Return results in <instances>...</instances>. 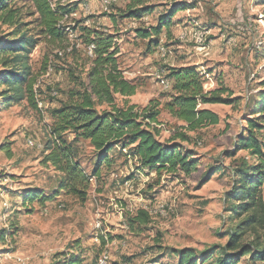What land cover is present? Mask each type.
<instances>
[{"label": "rangeland", "instance_id": "374dc122", "mask_svg": "<svg viewBox=\"0 0 264 264\" xmlns=\"http://www.w3.org/2000/svg\"><path fill=\"white\" fill-rule=\"evenodd\" d=\"M103 1L53 0V5H78L61 21L65 32L60 40L38 36L33 23L27 27L28 37L36 40L27 61L36 81L34 104L24 98L6 105L0 96V264H16V259L24 264L63 263L59 254L76 256L80 264H97L103 253L108 264H177L174 252L185 249L200 261L201 253L225 247L238 223L224 200L231 190L230 169L246 156L234 151V142L249 112L246 106L264 80V0H166L188 8L175 14L176 24L158 41L154 38L156 44L138 38L136 30L153 26L166 5L133 20L120 17L126 0L108 8ZM16 4L32 12L28 0ZM83 26L116 37L123 77L135 84L136 92L126 99L116 96L115 103L142 108L158 102L160 141L180 132V123L163 109L171 89L159 80L166 79L168 68L197 65L205 74V92L224 86L232 93L230 99H241L238 108L205 105L218 115L219 124L187 133L189 141L179 143L198 159L195 173L147 175L129 149L116 147L89 178L83 200L55 196L59 173L42 159L54 128L53 111L68 100L74 79H84L90 67ZM193 30L205 34L203 47L191 39ZM183 33L187 35L180 39ZM160 47L166 50L163 57ZM4 92L0 87V95ZM74 146L81 168L91 175L98 154L88 141L78 139ZM32 192L44 201H26L24 196ZM256 238L248 234L243 242ZM239 264L258 263L243 257Z\"/></svg>", "mask_w": 264, "mask_h": 264}, {"label": "trees", "instance_id": "16d2710c", "mask_svg": "<svg viewBox=\"0 0 264 264\" xmlns=\"http://www.w3.org/2000/svg\"><path fill=\"white\" fill-rule=\"evenodd\" d=\"M18 1L0 0V87L6 91L0 96L1 103L6 105L24 98L34 104L36 81L30 78L31 69L27 61L36 40L28 37L27 27L33 23L37 26L38 36L50 41L60 40L65 32L61 21L78 7L77 4L66 6L59 2L53 5V0H28L32 12H25V6L16 4ZM162 5H166V10L158 15L153 26L136 30L138 38L156 44L153 39L158 41L163 32L170 33L171 27L176 24L173 21L175 14L186 10L187 5L160 4V0H126L124 10H119V14L123 19L142 20L155 9L164 7ZM27 17L36 19L27 23L24 22ZM80 30L84 46L87 49L92 46V54L88 58L90 67L84 79H74V88L68 92V100L53 111L54 128L42 159L44 165L59 173L55 196L64 193L83 200L89 178L97 175L100 166L109 161L108 153L116 147L121 151L129 149L138 168L147 175L164 172L189 176L195 173L198 159L179 143L189 141L187 133L219 124L218 115L202 106L238 108L241 99H230L232 93L224 86L205 92V74L199 66L168 68L166 80L171 83V94L163 109L180 123V132L164 142L160 141L157 127L161 125V108L158 102L152 100L142 108L127 102L122 106L115 103L116 96L126 99L136 92L135 84L123 77L116 37L106 32L91 31L84 26ZM259 86L260 90L251 98V105L246 106L249 112L234 142V151L244 152L246 156L239 158L230 169L231 190L225 194L224 200L229 213L238 223L231 229L225 247L201 253L200 261L192 250L175 251L177 264H239L243 257H248L253 263L264 264V80ZM78 139L88 141L98 154L89 176L77 160L74 144ZM210 174L207 173L204 178ZM24 197L26 201H44L43 195L33 192ZM140 215L145 222V214ZM248 234L257 238L244 243L243 239ZM56 257L64 258L63 263L56 264H80L76 256L66 258L59 254Z\"/></svg>", "mask_w": 264, "mask_h": 264}, {"label": "built area", "instance_id": "2783aa9c", "mask_svg": "<svg viewBox=\"0 0 264 264\" xmlns=\"http://www.w3.org/2000/svg\"><path fill=\"white\" fill-rule=\"evenodd\" d=\"M116 0H104L103 1V8H108L110 5H112L113 3H115ZM186 33H183L180 36V39H184L186 37ZM191 35V39L199 46V47H203L204 43H205V34L201 31L198 30H193V32L190 33ZM88 55L91 56L92 54V46H90L88 49ZM159 55L161 57H163L166 53V50L163 47H160L159 49ZM160 84L166 88V89H171V83L166 80V79H160L159 80ZM16 264H24V262L21 259H16ZM97 264H108V257L105 253H103L98 261Z\"/></svg>", "mask_w": 264, "mask_h": 264}, {"label": "crops", "instance_id": "0c3cea01", "mask_svg": "<svg viewBox=\"0 0 264 264\" xmlns=\"http://www.w3.org/2000/svg\"><path fill=\"white\" fill-rule=\"evenodd\" d=\"M160 3H161V0H160ZM162 3L164 4V3H166L165 1H162ZM173 27V26H172ZM172 27H171V29H170V31L172 30ZM170 36V35H169ZM221 38H223V37H221ZM221 38H219L218 40H220ZM214 43H215V41H212L211 42V45H214ZM195 66H197V65H195ZM204 109H209L208 108V106H204Z\"/></svg>", "mask_w": 264, "mask_h": 264}]
</instances>
